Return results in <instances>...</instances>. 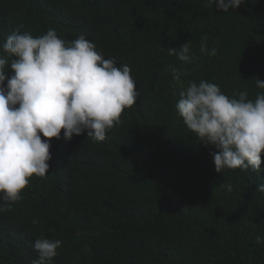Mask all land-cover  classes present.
Masks as SVG:
<instances>
[{
  "label": "trees",
  "instance_id": "1",
  "mask_svg": "<svg viewBox=\"0 0 264 264\" xmlns=\"http://www.w3.org/2000/svg\"><path fill=\"white\" fill-rule=\"evenodd\" d=\"M0 264H264V0H0Z\"/></svg>",
  "mask_w": 264,
  "mask_h": 264
},
{
  "label": "clouds",
  "instance_id": "2",
  "mask_svg": "<svg viewBox=\"0 0 264 264\" xmlns=\"http://www.w3.org/2000/svg\"><path fill=\"white\" fill-rule=\"evenodd\" d=\"M16 28L10 30L9 32H14ZM82 33H79L78 35H80ZM208 163L214 168V170L217 173H220L221 169L224 168L226 165L225 163L219 162L216 158L215 155V150H213L211 153L208 154ZM67 164H68V160L67 158L60 161L56 170L54 171L53 174H56L58 176H60L63 185L61 187V190L63 192H66L67 188H68V184H69V179H70V175H71V171L67 168ZM237 167H232V170H236ZM242 171V170H239ZM246 173H251L255 175V170L251 169V172H246Z\"/></svg>",
  "mask_w": 264,
  "mask_h": 264
}]
</instances>
